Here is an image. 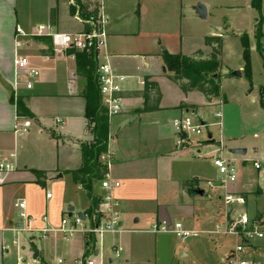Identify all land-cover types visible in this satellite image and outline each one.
Instances as JSON below:
<instances>
[{
	"label": "crops",
	"instance_id": "0c3cea01",
	"mask_svg": "<svg viewBox=\"0 0 264 264\" xmlns=\"http://www.w3.org/2000/svg\"><path fill=\"white\" fill-rule=\"evenodd\" d=\"M18 3L19 0H0V155L17 154V170L0 185V264H19V257L28 264H48L47 261L49 264H75L82 257L97 260L100 254H105L106 248L115 254L116 249H122L119 264H152L163 249L159 235L151 232L155 222H182L193 230L215 231L226 221L245 214L259 226L264 223V207L258 202L264 196L263 188L257 185L252 191H244L242 183L235 185L234 190L222 188L212 161L213 152L220 150L215 148L220 146V154L225 158L234 159L244 167L253 162L255 171L262 170L263 159L238 160L224 155L226 150L231 153L233 148L243 147V144L240 146L236 141L237 133L232 130L227 116L231 102L223 91L224 83L239 78L229 77L223 71V48L219 68L221 95L211 101L203 96L207 106L221 107L215 109L222 114V125L227 121V127L219 140L212 134L214 143H208L210 123L204 114L209 108H202L205 103L195 100L194 95L199 92L185 94L168 78L171 73L162 58L164 52L193 57L201 50L203 58L210 55L211 49L203 46L206 35L201 36V49V45H193L192 34L185 33V11L188 9L192 20L193 15H197L194 8L185 0H104L109 18L111 63L115 71L127 79L122 113L109 121V146L113 154L109 169L111 189L103 188L102 181L95 183L93 189L95 195L103 198L101 211L106 208L105 198L112 199L119 226L124 231L99 236L100 243L98 236L89 233H78L70 238L56 232L44 233V229L59 228L65 217L72 220L78 212L85 216L87 227L93 224L85 213L91 201L71 174L83 165L80 144L92 143L93 135L85 115L86 80L77 73L75 56L56 50L48 38L31 40L22 47L25 48L23 53L22 48L17 47L22 39L17 37L16 30L20 27L29 31L37 25L21 20ZM97 5L98 0H51L46 23L67 34L87 32L90 16L93 12L96 14ZM207 10L209 15V7ZM217 35L224 38L222 34ZM19 56L28 58V69L39 72L32 89L26 88L28 78L25 74H18L16 60ZM237 70L243 77L244 69L240 66ZM147 76L159 85L162 94L159 108H145V100L140 95ZM164 81L173 83L175 88L163 84ZM164 86L175 94L174 100H168ZM253 92V87L248 90V94ZM18 96L24 97V104L35 119L25 117V120L17 115ZM218 99L221 101L216 102ZM258 102L260 105L259 90ZM182 103L196 108H179ZM150 104L154 105L152 101ZM260 109L264 113V109ZM183 116L200 121L208 133L179 148L172 124ZM25 121L30 125L29 131L19 137L16 130ZM254 127L256 132L264 131L263 114ZM255 162L261 169L254 167ZM34 171L46 173L44 185L38 183ZM192 180L198 181L195 193L183 187V182ZM207 182H212L214 188ZM200 189L205 191L204 196L198 194ZM230 191L242 196L245 204L226 208L223 197ZM252 201L256 202L253 216L249 213ZM20 202L26 204L25 209L16 206ZM70 207L75 209L71 217ZM23 211L28 218L24 223L19 218ZM108 218L102 214L99 222ZM23 225L32 230L23 232L20 230ZM218 236L221 235L205 236V239L218 242ZM192 239L188 242L191 251L199 244L205 245V241ZM223 239L227 251L220 260L224 264V257L234 248L227 243L235 244V240L229 236ZM257 240L264 239H256L247 246V257L252 264H264L260 260L264 258V246L256 243ZM97 262L104 264L102 260ZM114 263L110 259V264Z\"/></svg>",
	"mask_w": 264,
	"mask_h": 264
},
{
	"label": "rangeland",
	"instance_id": "374dc122",
	"mask_svg": "<svg viewBox=\"0 0 264 264\" xmlns=\"http://www.w3.org/2000/svg\"><path fill=\"white\" fill-rule=\"evenodd\" d=\"M185 2L193 8L197 6L198 3H203L207 8L209 7L207 19H201L198 15H193L194 11L192 9L190 13L194 16V19L190 20L189 11L186 9V17L184 20L185 33L188 35L192 34V43L194 46L198 47H200V45L202 46V35L217 36V34H222L224 37L222 65L223 71H225L229 77H233L231 76L232 73L238 71L237 69L240 66L244 69L242 58L243 49L240 43V36L242 34H247L250 37L252 84L254 92L248 94L251 85L245 76L239 79L233 78L225 82L223 89L231 102L230 106L227 107V116L230 118V126H232V130L237 133L236 137L238 138L236 141L240 142V146L243 144V147L233 149H245L248 150V154L246 156H241L231 154L226 150L224 155L230 158L236 157L238 160L254 161V158L263 159L262 170L259 172L255 171L253 169V162L248 163L245 167L240 162H235L238 180L233 184H229L227 188L228 190H234L235 185L237 186L239 183H242L244 191H252L256 189L257 185H260L264 190V131L256 132L258 130H254L256 128L254 124L261 119L262 114L264 115L258 102V90L264 87V51L258 49V44L254 37L259 14L251 7V0H185ZM18 4L19 15H22L21 20H23L25 24L38 25L39 23L47 22L48 7L51 4V0H19ZM262 16L264 33V0L262 3ZM184 40L187 41V39ZM260 45L264 48V37ZM203 46L201 49H203ZM21 50L23 52L25 48ZM164 83H168L171 87L174 86L173 83L169 81H164L163 84ZM164 89L166 95L169 96L168 100H174L175 94L169 92L168 88L165 86ZM194 96L197 102L205 103L202 108H209L208 111H205V114L203 113L210 123L209 130L207 128L206 130L211 132V134L219 140L221 133L223 134L224 129L227 127V121H225L224 118V125H222L221 118H216L214 115V113H218L215 108L221 107L216 105L207 106L206 103L208 102L201 93ZM220 101L221 99L216 100V102ZM219 123H221L222 126ZM232 145L233 144H230L229 146ZM215 149H221V147L218 146ZM258 202L259 206L263 208L264 196L260 197ZM255 211L256 202L252 201L249 209L250 215L253 216ZM259 228L264 231V223L260 224ZM156 234L159 235V238H161L163 242V249L158 254L156 262L152 261V264H223L220 259L224 252L227 251L226 246H223L225 240L223 236H218V242L209 240L207 242L205 236L202 235L196 240L205 241L203 243L205 245L201 244L202 246H199V244L195 247V251H191L188 242L194 240L192 238L180 240L173 233ZM98 239L100 243L99 236ZM258 242L259 244L261 242V246H264V240H257L256 243ZM232 243V241L228 242V247H234V243ZM186 253H188V256H185ZM110 259L114 260V264H119L121 262L115 252L107 248L105 254H100L97 257V260H102L104 264H110ZM263 259L264 258L261 257L260 260L264 261ZM47 263L49 264L48 261Z\"/></svg>",
	"mask_w": 264,
	"mask_h": 264
},
{
	"label": "built area",
	"instance_id": "2783aa9c",
	"mask_svg": "<svg viewBox=\"0 0 264 264\" xmlns=\"http://www.w3.org/2000/svg\"><path fill=\"white\" fill-rule=\"evenodd\" d=\"M108 24L109 18L105 13L104 0H98L96 9L95 20L89 21L90 30L87 32H81L77 34H67L58 31L51 23L39 24L32 30L26 31L22 28H17V37L21 38V41L17 42V47L22 48L27 45L33 39L48 38L51 40L53 47L58 51L75 50L80 52H94L97 58L96 75L100 88V94L102 98V105L107 109L109 118L118 116L122 113L124 104V84L126 82V76L119 74L115 71L111 63V55L108 51ZM16 66L18 74H25L28 78L26 85L27 89L33 88V83L39 76V72L34 69H28L29 60L25 56H19L16 60ZM216 118H221L220 112L215 114ZM26 120V118L24 117ZM57 122H60L58 120ZM221 125V123H219ZM173 129L177 135V145L182 147L186 142H189L193 138L207 136L206 126L200 121H196L190 116H183L176 118L173 121ZM30 125L25 121L16 130V134L19 137L25 136L29 131ZM221 149L214 151L212 155L213 165L215 166L218 175L219 183L222 188H227L229 184H233L238 180V172L235 166V160L225 158L220 154ZM113 154L108 147L106 153L100 157V161L107 167L108 173L105 179L102 181V187L105 189H111L109 169L112 165ZM256 169H261V165L258 162L254 163ZM17 170V154L11 153L8 155H0V185H4L7 182V178L10 174ZM210 188H214L212 182H207ZM116 186H119L116 183ZM48 198L51 194L47 195ZM105 211H101L109 218L105 222H98L87 227L85 221L75 215L73 219L65 217L61 226L57 229H44V233L56 232L61 233L65 237L70 238L78 233H89L95 236L102 237L103 235L117 234L124 230L119 226L118 215L114 209V203L111 202L110 197H106ZM223 203L226 208L231 205H244L245 199L240 195L232 193H226L223 197ZM102 205V204H101ZM20 209H25L26 204L20 202L16 205ZM21 222L27 221V214L25 211L19 214ZM72 221V222H71ZM23 232L31 231L32 229L21 227ZM153 233H173L178 239L186 240L191 238H198L204 236H229L234 238V248L231 249L224 257V264H252L247 257V246L256 239H264V231L259 228L257 221L251 220L247 215H240L233 221H226L224 226L217 227L215 231H200L193 230L186 227L182 222H168L161 221L155 222L151 227ZM122 249H116L117 257L120 256ZM19 264H28L22 257L18 258ZM75 264H99L94 257L80 258Z\"/></svg>",
	"mask_w": 264,
	"mask_h": 264
},
{
	"label": "trees",
	"instance_id": "16d2710c",
	"mask_svg": "<svg viewBox=\"0 0 264 264\" xmlns=\"http://www.w3.org/2000/svg\"><path fill=\"white\" fill-rule=\"evenodd\" d=\"M263 0H251V7L258 14L259 19L256 24L254 37L258 44V49L264 51L261 47V40L264 37L263 33V16H262ZM96 14L90 16L92 21L95 20ZM52 22H54V12L52 13ZM44 39V38H37ZM242 45V58L244 63L243 75L252 84V59L250 37L247 34L240 36ZM204 44L211 49L208 58H203V52L197 51L193 57H188L183 54H162L166 69L171 75L168 78L178 85L180 90L185 93L199 92L204 95L209 101L218 98L221 95V84L219 68L221 67L220 57L223 48V38L220 35L207 36L204 38ZM76 58L77 73L86 80L85 100H86V118L88 120L89 129L93 135L92 143H81L83 165L79 170L71 172L75 183L80 184L83 190L87 193L91 201L89 209L85 212L90 216L93 224H97L102 217L99 212V207L103 203V198L94 194V184L103 181L108 173L107 167L102 164L100 157L107 152L109 147V121L110 118L107 109L102 105L100 88L96 75L97 58L94 52H80L69 50ZM217 75L215 78L214 76ZM145 100V108H159L162 94L159 85L151 77L144 78V89L140 93ZM260 105L264 109V87L259 89ZM23 96H18L16 99L17 115L19 117H28L35 119L25 106ZM150 101L154 105L150 106ZM179 108H196L193 105L182 103ZM38 178V183L44 185L46 173L42 171H34ZM198 186L197 180L183 182V187H188L195 193V187Z\"/></svg>",
	"mask_w": 264,
	"mask_h": 264
},
{
	"label": "water",
	"instance_id": "95a60500",
	"mask_svg": "<svg viewBox=\"0 0 264 264\" xmlns=\"http://www.w3.org/2000/svg\"><path fill=\"white\" fill-rule=\"evenodd\" d=\"M195 13L201 18V19H207L208 17V10L207 7L205 6V4L203 3H198L197 6L194 7ZM233 77H238L241 78L242 77V72L241 71H234L232 73ZM215 78L217 77V75L214 76ZM208 143H214V140L212 139V134L209 133L208 134ZM232 154H237V155H246L247 151L245 149H232L231 150ZM199 195L204 196L205 191L200 189L197 191ZM75 209L74 207H70L68 212H69V216L71 217L74 213ZM78 217H80L82 220H85V216L83 215V213L78 212L76 214Z\"/></svg>",
	"mask_w": 264,
	"mask_h": 264
}]
</instances>
